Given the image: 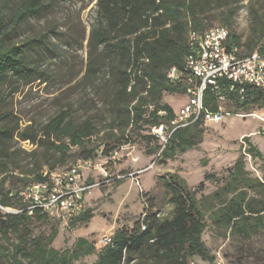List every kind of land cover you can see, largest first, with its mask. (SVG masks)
<instances>
[{
    "label": "trees",
    "instance_id": "1",
    "mask_svg": "<svg viewBox=\"0 0 264 264\" xmlns=\"http://www.w3.org/2000/svg\"><path fill=\"white\" fill-rule=\"evenodd\" d=\"M229 0H97L95 14L89 25L87 64L81 85L90 90V114L76 119L70 110L60 111L43 125L19 130L18 118L6 111L4 86L16 82L31 83L47 74L39 69L37 55L46 50L43 37L15 41L22 25L44 9L42 0H21L15 8L0 6V176H10L26 185L46 181L41 163L51 170L72 154L79 160L107 158L110 153L130 142L127 133L144 126L149 129L168 124L175 112L164 103L165 93H184L189 72L185 59L189 53L190 31L202 33L209 13L219 10ZM230 0L229 2H234ZM7 8L8 12L4 9ZM253 36L246 43L244 54L257 50L264 34V18L254 11ZM231 13L220 19V26H231ZM229 30V29H228ZM230 32V44L241 48L240 37ZM242 50V49H241ZM175 67L180 81L169 82L166 72ZM226 79L218 86L227 92ZM228 101L236 103L242 113L250 106L264 108V90L246 86L244 98L227 93ZM205 107L218 110L215 92L210 87L204 95ZM92 104V105H91ZM87 107V106H86ZM91 109H95L91 114ZM164 111V115H158ZM203 122L174 131L167 143L155 145L158 160L165 162L175 154L196 147L202 139ZM93 144L94 138H98ZM14 137L29 141L35 149L29 152L33 167L13 174L20 149H12ZM246 147L240 151L222 184L212 192L201 194L186 186L176 174L159 177L164 189L162 204L174 206L173 213L159 216L154 210L159 202L153 195L147 207L132 226L121 225L110 241L97 252L93 264H190L193 258L214 264V257L205 246L202 235L206 230L218 238L228 236L251 240L264 233V170L255 175L246 167V155L264 163V154L243 137ZM101 149V150H100ZM151 153V151H148ZM28 176H32L29 179ZM204 180L214 179L207 173ZM21 186V187H22ZM19 188V187H17ZM9 188L0 192V202L9 207L24 209L16 197H8ZM202 183L198 190H202ZM93 217L90 209L68 220L69 228L86 225ZM51 219L44 213L26 211L7 214L0 219V264H80V260L94 254L95 246L77 237L70 248L56 249L52 242L58 230L48 235H34V224L47 225ZM59 221V220H54ZM144 227V228H143Z\"/></svg>",
    "mask_w": 264,
    "mask_h": 264
},
{
    "label": "rangeland",
    "instance_id": "2",
    "mask_svg": "<svg viewBox=\"0 0 264 264\" xmlns=\"http://www.w3.org/2000/svg\"><path fill=\"white\" fill-rule=\"evenodd\" d=\"M20 1L0 0V6L7 4L15 8ZM42 1L44 9L22 25L15 41L43 37L47 49L42 50L36 58L39 69L47 77L28 84L19 81L13 88L6 84L3 88L5 109L18 118L19 130L27 126L35 130L42 128L55 114L68 109L76 119H83L90 114L88 105L92 96L90 90L81 85L80 79L86 69L89 25L95 14L97 0ZM229 1H225L227 4L219 10H212L205 25H220V19L226 13H231V26L228 29L240 37L243 52L246 50L245 43L253 36L254 11L264 18V0ZM4 11L8 12L7 8ZM162 101L175 112L187 103L188 96L184 93H165ZM221 107L231 115L219 123H203L201 142L185 153L166 158L165 162L157 161L158 153L153 152L155 145H164L151 134L148 126H144L141 131L131 129L127 133L130 142L118 148L116 159L106 163L105 158H97L91 161L90 167L87 165L81 169L82 177H86L88 182L99 183L86 195V208L93 213L92 219L86 225L76 224L72 228H69L68 221L61 220H51L42 226L35 223L34 235H48L52 227L56 228L58 233L52 242L56 249L70 248L77 237L84 236L95 246V252L79 262L93 264L97 252L105 246L104 236L111 237L121 225L132 226L145 211L149 195L155 196L158 202L162 199L164 189L159 177L176 174L182 183L197 191L198 197L212 192L225 181L236 157L246 147L243 137L249 136L251 143L264 154V108L250 106L239 111L247 112L243 114L245 117H241L233 114L238 110L236 103L226 102ZM94 110L91 109V114ZM253 113L254 116L249 115ZM100 135L94 138L93 144ZM10 144L11 150L20 149L16 157L19 166L13 174L22 176L21 170L33 167L29 152L35 149V145L17 137ZM75 150L73 147L65 161L55 164L51 170L42 162L40 172H61L79 163L80 160L72 155ZM246 167L255 175H261L264 163L246 155ZM207 173L213 174L215 178L204 180ZM23 183L10 176L3 180L0 176V192L21 187ZM201 183L203 189L198 190ZM173 209V204L167 200L163 204L159 202L154 208L161 216L173 213ZM202 239L214 257V264H264V233L251 240L231 236L221 239L214 236L211 230H206ZM190 264L210 263L193 258Z\"/></svg>",
    "mask_w": 264,
    "mask_h": 264
},
{
    "label": "built area",
    "instance_id": "3",
    "mask_svg": "<svg viewBox=\"0 0 264 264\" xmlns=\"http://www.w3.org/2000/svg\"><path fill=\"white\" fill-rule=\"evenodd\" d=\"M229 40V30L220 25L211 26L202 33L189 32V53L185 59L186 70L189 72L185 88L188 101L175 111L173 119L168 124H160L150 129L151 134L163 145L178 129L191 126L198 121L219 123L225 117L230 116L231 114L221 107L228 101L227 93H235L242 100L246 86L264 90V34L257 50L249 54H244L240 47L230 44ZM166 77L169 82L180 81V74L175 67L168 69ZM219 79L228 81L227 92L219 88ZM208 87L215 92L218 105L216 112L209 111L205 107L204 95ZM164 114V111L158 112V115ZM249 115L254 116L255 114ZM118 150L116 149L105 158L106 163L116 159ZM91 161L80 160L79 163L64 171L50 172L46 181H33L17 189H11L8 197L18 198L25 208H13L0 202V219H5L7 214H17L22 211L32 215L38 210L51 220L68 221L77 216L84 210L85 192L99 185L96 182L88 184L82 177V167L87 165L90 167ZM101 171L106 174L102 168ZM46 174L44 172L43 176ZM158 215L160 216V213ZM110 238L104 236V245L110 241Z\"/></svg>",
    "mask_w": 264,
    "mask_h": 264
},
{
    "label": "crops",
    "instance_id": "4",
    "mask_svg": "<svg viewBox=\"0 0 264 264\" xmlns=\"http://www.w3.org/2000/svg\"><path fill=\"white\" fill-rule=\"evenodd\" d=\"M182 107V106H181ZM180 107V108H181ZM84 180H85V182H87L88 184H92V183H95V182H88L87 180H86V177H84ZM94 188V187H93ZM92 189V188H91ZM91 189H89L87 192H85V194H84V197H83V202H84V208L86 209V204H87V201H86V195L88 194V193H90V191H91ZM88 206V205H87ZM80 237H82V236H80ZM83 238H85L84 236H83ZM86 239V238H85Z\"/></svg>",
    "mask_w": 264,
    "mask_h": 264
}]
</instances>
